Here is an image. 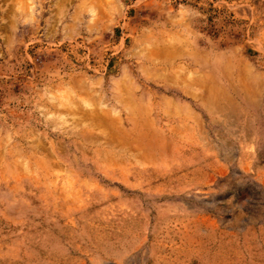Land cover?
<instances>
[{
    "label": "rangeland",
    "instance_id": "374dc122",
    "mask_svg": "<svg viewBox=\"0 0 264 264\" xmlns=\"http://www.w3.org/2000/svg\"><path fill=\"white\" fill-rule=\"evenodd\" d=\"M0 264H264V0H0Z\"/></svg>",
    "mask_w": 264,
    "mask_h": 264
}]
</instances>
